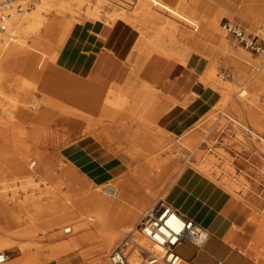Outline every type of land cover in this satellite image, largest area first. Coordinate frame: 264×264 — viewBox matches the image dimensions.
Listing matches in <instances>:
<instances>
[{
	"label": "rangeland",
	"instance_id": "374dc122",
	"mask_svg": "<svg viewBox=\"0 0 264 264\" xmlns=\"http://www.w3.org/2000/svg\"><path fill=\"white\" fill-rule=\"evenodd\" d=\"M4 1L5 0H3V2ZM245 1H253L258 3L257 6L258 13L257 12L251 13L250 9H246L245 7L247 3ZM19 2L24 6L30 4L32 5L31 10L37 12L40 10L43 11V13L41 14V18L37 21L36 26L34 27L33 30H29V27L27 25H24L22 29L15 25L13 29L14 31L7 30L6 33L4 32L6 34L5 38L2 37L3 39H0L1 40L0 44L4 43V41H7V43H9L7 44L9 46H7L5 50H3L2 54H10L11 57H13L12 64L10 63L6 65L7 74H11L10 77L11 81L10 83L5 85L4 93H0V101L1 104L6 105L7 108L14 109L16 112L15 115L18 116L16 119H14V121L10 125L9 139H8V144H10V147L8 149H5L3 152H1L5 159L4 162L1 163H3L5 166H9L11 163L16 161L15 160L16 158L19 159L21 157L23 160H25V165L27 167V172L25 173V176L26 175L28 176L19 179L0 181V200L14 197V191H19L17 194V199L19 204H21L25 200L27 194H33L35 197H43L48 192L47 183L45 182L47 181L56 185L55 188L58 190L56 193L58 199L61 202H60V207L58 208L46 207L44 209L45 210L44 213L52 214L50 219L47 221L44 220L43 222L41 221L37 231L30 232L25 236H22L19 233H21V231L24 229L31 228V224L29 220L23 221L19 225H16L14 227V230L8 231L5 230V228H7L8 225H10V223H12L10 222V218L7 217L4 219L0 217V237L4 238L10 243L13 242L18 245H24L27 246L28 248L23 251H17L12 249L7 251L5 250L4 252L7 253V255H9V257L12 260H20V259L22 260L25 258L26 255H31L39 252L38 254L41 257L40 258L41 260L38 264H67L66 261H73L75 258L78 257L80 258L79 261H83V259H85L86 261L85 264H89L90 261H96L98 262L97 264H104L105 261L109 260L108 256L111 253L112 249L117 244H119V242L125 236H127L133 230V228H136L137 224L142 219L143 214L149 208H147L145 211L142 208V211L139 212L138 216H132L127 227L121 230V233H123L122 239L115 240L111 244H107L105 243V241H103V239L99 240L98 238H96L95 239L96 241L93 242L80 241L78 244L74 245L66 253H64L63 256L55 257L54 259H52L53 256H51L48 252L46 253L44 251V248L46 246L47 247L57 246L59 243L69 241L71 238L75 237L76 235L81 234L80 231H76V230H74L75 233L73 235L65 234L64 227H68L69 225H71V223L68 222L67 219L64 220L62 219V214H63L62 211H64L65 208L63 207H65L66 205L71 206V200L81 193V191L79 193H76L74 197L71 198L70 201L66 200L65 198L66 194L70 193L73 195L74 193V190L72 188L73 183H70V181H72L73 179L77 180L82 178V182L79 185L80 189L86 186L88 184V181L85 180V178L81 174H79L78 170L74 166L71 165L67 166L66 160L61 155L62 149L71 145L72 141L76 140L77 138L75 136L71 137L68 132V129H70L71 124L74 123V119L72 117L60 116L59 113L54 108H50V109L46 108L47 106L44 101H46L50 96L48 94H45L41 89V86L44 84V81L41 78H34L27 71L28 66L34 62L36 68L38 69V65L40 64L42 58H45L47 60H53V62L46 60L44 67L42 69H39V71H43L45 70V68H50L51 70L50 75L52 77H55L54 84L57 82L56 83L57 86H59V88L62 89H69V87L71 89L72 88L75 89L76 86L75 84H73L72 80L73 78H75L74 76L76 77L78 76L72 75V73L65 71L64 69L57 66L56 63L59 56V50L62 49L63 46L60 44V41L56 40L55 38L41 37L45 33L43 26L45 21L48 22V21H53L55 19L56 20L59 19L60 21H58L54 29H52V32L53 34H55V32L59 31L60 32L59 35H63L62 32L63 20L75 21V24L77 23L76 25H82L86 21L88 22V20H86V13H85V11L88 9L89 6L88 2L99 6H103L102 0L83 1L86 4H83L82 11H79V14L78 15L75 14L74 17H71L72 11L74 12L76 11V9L77 11L80 10L78 5V0H19ZM206 2H208V0H193V1L186 0L185 4L187 3L189 10L194 14L195 10L197 11V9L201 5H206L205 4ZM65 3L67 4L69 3V4L66 6ZM208 5L209 6L207 11L202 15L204 16L206 21H208L207 23L208 26H210L211 23L216 24L218 22L217 24L219 25V31H220L219 33L222 37L226 39L230 47L227 56L231 58H235L240 63V67L245 73H250L253 72L254 70L257 73L262 72L261 68L264 66L263 53L253 52L250 49H247L245 46L239 43V41H237V39L233 35L227 33L222 28V24L227 21H230L242 25L247 30L248 33L259 34L260 35L259 41L264 46V33L262 31L264 29V25L263 23H260V21H263L264 18L261 17V14H264V0L236 1L234 3V9L237 17L233 16L232 13L223 9V11H221L220 14L217 15L219 16L218 18L216 16L217 13L215 10L216 6H211L210 4ZM64 7L66 11H64L65 10L63 9ZM112 11L113 10L110 6H103L102 15H101L102 19L98 21V23L100 25H107L108 27H110V24L106 21L104 15L110 16ZM174 12H175L174 16L175 18H177L179 16L177 14V11L175 10ZM23 13L27 14L28 12L25 11ZM241 14L242 15L244 14V16H242V18H239ZM178 18L186 22L184 15L179 16ZM246 20L250 21L251 25L247 24ZM186 23L191 25L190 21ZM115 25H117V27L110 41V47L117 56V59H124L126 57V54H129L127 60L129 73L127 77H122V78L111 77L106 79L113 80V82L116 79L117 81L123 82L124 84L128 80V78L131 77L132 74H133L132 75L133 78H135L137 74L142 75L143 70L146 68V66L152 63L154 60L158 59V55L145 59L144 65L140 67V69L137 68L138 51L136 46L142 38L141 33L134 27L127 25L126 23L121 21H119ZM159 58L164 59L166 62H169L164 57H159ZM205 70H206V66L204 65V67L198 72L200 76L203 75ZM180 72H181V68H177V70H175V72L171 75L172 80H177V77L179 76ZM217 73L221 79H225V78L227 79L228 77L229 79H232L234 81L233 76H231V67L224 65L223 63L218 65ZM24 80H25L24 83L26 84L25 85L26 88L27 85L29 86V84L30 87H28V89H24V88L18 89L17 87L18 84H20L21 81L23 82ZM89 80H96L98 82L107 83V84L109 83L103 79H98L94 76H91ZM213 85H214L213 83H208L205 86L213 88V90H215L218 93L219 102L223 103L227 98H229L227 99L228 103L226 104L230 105L231 102H233L234 98L236 97L237 93L235 91L231 92L229 88H226L224 86H218L219 88L218 89L217 86H213ZM220 89L221 91H219ZM227 92H229L230 94ZM197 96L198 95H196V97ZM87 97H88L86 99L87 103L90 102L92 99H94L92 93H88ZM189 97L187 99H189ZM111 98L115 99L114 96H111ZM187 99L184 100L185 103ZM240 103L242 105L247 104L248 106L251 107H253L254 105L257 106L256 104H259L260 106H264V88L261 94H259L256 91L248 92L246 94V97H244ZM67 106L70 108V110L79 109V107L77 106H70V105ZM224 111L232 116H235L238 119H241V117H239L235 113H232L228 108L216 104L213 107V109L208 114H206L198 123H196L195 126L188 133H186L181 137H174L173 139H170L169 137L167 138V140L169 141H167L165 145H163L162 147L155 146L153 149L149 147V142L145 140V138L141 137L142 129L145 127L141 125L140 120L132 119V121H130L129 123V126H131L130 129H135V127L139 128L140 136L138 137V139L142 141L143 138V145L141 146L140 149H147L146 151L149 152L150 154L149 157H145L144 155L136 156L140 158V161L132 157V151H133L132 149H123L124 147L118 148L116 144L108 143L107 140L102 142V144H104L105 146L113 150L118 156H120L129 166L130 170L136 169L142 163H147L148 161H152L154 163V168L158 171L157 174L155 175L153 174L151 178H148L145 181H143L144 183L141 184L139 182L136 183V187H137L136 194L145 192L147 193L148 196L152 197L148 199V201L151 202L150 208L156 205L161 198L163 199L165 198L163 193L154 195L153 188L155 187V184L153 182H155V180L159 178L160 173L163 172L165 166H167L171 161H174L175 163L177 162L181 165L176 170L177 174L180 172V169L182 167L188 166L195 168L197 171L203 173L212 180H214L212 176H210L208 172L205 173V170L204 169L202 170L201 167L199 166H203L202 168L207 169L206 167L211 165L212 168L213 166H215L213 168L215 170L217 165H219L216 168L217 170L215 171L218 172L219 170L220 172L219 177L220 179H222L223 177H227L229 173L228 172L229 170L227 171V169L225 170V167H223L226 164L225 162H227L228 164V160H226V158L222 156L224 152L227 154H231L232 156V161H231L232 163H229L230 165L236 166L238 165V163L240 164L239 167L238 166L236 167L238 171L236 177L233 178L232 176H229L233 183L237 182L241 186L239 193H243L244 195L249 194L251 191H253V185L255 184L257 186L258 193L260 194L263 193V200H264V152L259 147V145H257V143L254 141L255 147L254 146L246 147V145L244 146L243 142L238 139L239 136H237L239 135L238 133H240V131L238 129L232 128L230 123H227L225 126H220L218 128L216 126L213 129H211L210 132L207 131L206 129H203L202 126L198 127L200 124L203 125V122L205 120L213 116H216L220 119H222L223 117L226 118L227 115L223 113ZM33 113L43 114L44 116L45 115L53 116L52 119L56 118V121L52 122L51 124L50 123L41 124V125L36 124L33 127L30 120H26L24 118L26 114H33ZM76 117H77L76 118L77 131H82L83 136L92 135L96 139L100 137H103V139H107L108 135L106 136L105 133L108 130H112L113 128L112 124H110V122L107 120L101 119L100 114L97 112L91 114L88 113V111H85L83 115L78 113ZM98 122L99 123L102 122V123H100L99 125ZM90 126L92 127V129L90 130L92 131L89 130L90 132L86 133L85 130L87 131ZM36 129L40 131V134L38 135L39 137L37 136V139L34 140L31 138V136L27 138L30 144L35 143L34 151L31 152V157L29 159H25L22 157V155L26 151L23 150L22 148L15 147V145L19 144L21 139L24 137L22 134L23 130L34 131ZM244 136L248 140V142L249 141L252 142L254 138V136H250L249 134H246ZM199 137L201 139L203 138V140H201L200 142L198 139ZM195 141L199 142V145L196 147H194V145L192 144ZM0 142L3 141L0 140ZM240 146L242 149L240 148ZM216 149L217 151H215ZM218 149L221 150L225 149V150L224 152L223 150L221 152ZM239 150L241 152H239ZM218 152H221L222 155ZM214 154H216V156ZM212 155L215 158H217L213 160V162L216 160L218 161V162L216 161L215 164L212 162V160L211 161L208 160V158L211 159L213 157ZM37 156L40 157V161L38 162V165H36V167L30 170L29 165H31L34 161H37L36 159ZM243 165H247L249 167L248 170H245L242 167ZM224 172L227 174V176H223L226 175ZM229 175H231V173H229ZM31 176L34 177L35 178L34 180L40 184L35 188H30L29 190L24 191L22 189L23 186L21 180H24ZM242 176L244 177L246 176L248 180L240 182L239 180L242 178ZM111 184L114 186L116 185L114 182H111ZM245 184L246 185L248 184L249 188L245 187ZM104 187L105 185L101 187V191H92V192L101 193L102 195L105 196L106 194L104 193ZM239 193L237 195H239ZM30 208H31L30 206L24 207L20 205H15L14 212L20 213L23 216V219H26L25 214L26 215L37 214V211ZM127 208H130V205L125 204L123 206V209H127ZM130 209H134V207H131ZM71 217L75 218L76 220L77 219L79 220V218L76 215H71ZM85 221H89V220L85 219ZM68 264H73V263L71 262Z\"/></svg>",
	"mask_w": 264,
	"mask_h": 264
},
{
	"label": "bare ground",
	"instance_id": "6f19581e",
	"mask_svg": "<svg viewBox=\"0 0 264 264\" xmlns=\"http://www.w3.org/2000/svg\"><path fill=\"white\" fill-rule=\"evenodd\" d=\"M83 1L86 0H78V5L80 10L77 11L76 9V11L74 12L72 11L71 17H74L75 14L78 15L79 11H82L83 4H86ZM185 1L186 0H102V4L103 6H110L113 10L110 16L104 15L106 21L110 24V27L114 26L119 21H121L126 23L127 25L134 27L141 33L142 38L139 42L137 41L138 44L136 46L138 51L137 68L140 69V67L144 65L145 59L157 55L158 57L166 58L168 61L176 62L183 66L190 67L197 72H199L205 65L206 70L203 73V75L200 76L201 86H205L208 83H213L214 84L213 86H217V88L218 86H224L226 88H229L231 92L235 91L237 93L236 97L234 98L233 102H231L230 105L226 104L228 103L227 99H229V98L226 99L227 96L225 97L226 100L223 103L219 102L217 104L225 108H228L232 113H235L239 117H241V119H238L235 116H232L224 111L223 113L227 115L226 118L223 117L222 119H220L216 116H213L205 120L203 122V125L200 124L198 127L202 126L203 129H206L207 131L210 132V130L216 126L218 128L220 126H225L227 123H230L232 128L238 129L240 131V133H238L239 135L237 136H239L238 139L243 142L244 146L246 145V147L247 146L255 147V142H256L257 145H259V147L264 152V106H260L259 104H256L257 106L254 105L253 107H251L248 106L247 104L242 105L240 103L243 100V98L246 97V94L248 92L256 91L259 94L262 93L264 88V66L261 68L262 72L257 73L254 70L253 72L245 73L240 67V63L235 58H231L227 56L230 47L226 39L222 37L219 33L220 31H219V25L217 24L218 22L216 24L213 23L214 25L211 23V25L208 26L207 25L208 21H206V19L202 15L207 11L209 6L208 4H210L211 6H216L215 7V10L217 12L216 16L219 15L220 12L223 11L224 9L232 13L233 16L237 17V15L235 14L234 3L239 0H208V2L205 3L206 5H201L197 9V11L195 10L194 12L195 15L189 10V7L187 3L185 4ZM245 2L247 3L245 7L246 9H250L251 13L252 12L258 13L257 10L258 3L253 1H245ZM4 3L5 1L3 2V0H0V5ZM88 3H89L88 9L85 11L86 20H88V22L86 21L85 23L82 24V26L86 23L97 24L98 21L102 19L101 15H102L103 6L92 4L90 2ZM68 4L65 3L66 6ZM63 9H65V7ZM175 10L177 11V14L179 16L184 15L186 22L190 21L191 25L187 24L185 21L178 18L179 16L175 18L174 16ZM64 11H66V9ZM26 12L28 13L27 14L23 13L21 15H18L17 14L18 11L14 9L11 12V14H14L13 17L8 19L6 22L7 30L14 31L13 29L15 25L21 29L24 27V25H27L29 27V30H33L34 27L36 26L37 21L41 18V14L43 13V11L39 10L37 12L30 10ZM242 16H244V14L243 15L241 14L239 18H242ZM217 17L219 18V16ZM261 17H264V14H261ZM58 21L60 20L55 19L53 21H48V22L45 21L43 26L45 33L41 37L55 38L56 40L60 41V44L64 47L68 39L73 35L75 30L77 29L78 25H76L77 23L75 24V21L63 20L62 21L63 35H59L60 33L59 31L53 34L52 29H54ZM260 23H263L264 25V18L263 21H260ZM247 24L251 25L250 21H247ZM104 26L106 29L110 28L107 25ZM262 31L264 33V29ZM5 33L0 34L1 37L0 39L5 38L6 35ZM7 44H9L7 43V41H4V43L0 44V93H4L5 85L10 83L11 81L10 79L11 74H7L6 65L10 63L12 64L13 57H11L10 54H2L3 50H5L7 46H9ZM46 60L47 59L45 58L41 59L40 64L38 65V69L35 66V62L32 63L31 65L28 66L27 71L34 78H41L44 81V84L41 86V89L45 94H48L50 96L46 101H44L47 106L46 108L47 109L54 108L59 113L60 116L72 117L74 119V123L71 124L70 126L71 130L77 131L76 116L78 115V113L83 115L85 111H88V113L91 114L95 112L99 113L100 118L109 121L110 124H112V127L113 124L117 121L126 120L130 123L132 119L140 120L141 125L147 129L154 130V128L156 127L157 118L161 112L157 109L158 103L160 102V97L154 92L155 90L153 88H151L147 83H145L140 78L138 74L137 76H135V78H133L132 76L133 74H132L131 77H129L124 84H118V83L107 84V83L98 82L96 81L97 79L89 80V79H83L79 76L78 77L74 76L75 78H73L72 81L73 84H75L76 86L75 89L74 88L71 89L70 87L69 89H62L59 88V86H57L56 84L57 82L54 84L55 77H52L50 75L51 72L50 68H45V70L39 71V69H42L44 67ZM47 61L53 62V60H47ZM221 63L231 67V76H233L234 81L232 79H229L228 77L227 79L226 78L221 79L219 77L217 73V68L218 65ZM94 77L101 79L99 76H94ZM24 82L25 80L23 82L21 81V83L18 84L17 86L18 89L19 88L28 89V87H30L29 84V86L27 85L26 88L25 86L26 84ZM221 89L219 91H221ZM88 93H92L94 96V99L90 101L91 103L90 102L87 103L86 100L88 98L87 97ZM198 94L199 91L195 90L191 94L189 99H187L186 103L185 101L183 102L176 99L172 102V104L175 105L182 104L184 106H188L196 98V95ZM111 96H114L115 99H112ZM66 104L70 106H77L79 107V109L70 110V108ZM15 113L16 112L14 109L7 108L6 105L1 104L0 101V140L9 146H10V144H8L9 128L11 123L14 121V119L18 117L15 115ZM24 118L26 120H30L33 127L36 124L38 125L47 124V123L51 124L52 122L56 121V118L52 119L53 116H46V115L44 116L43 114H35V113L26 114ZM90 129H92L91 126L88 128L87 131L85 130V132L89 133L90 131H92ZM22 134L24 137L21 139L19 144L15 145V147L22 148L23 150H25L26 152L22 155V157L25 159H29L31 157V152L34 151L35 143L30 144L27 138L31 136L33 140L37 139V136L40 134V131L37 129L34 131L23 130ZM105 134L106 136L108 135L107 139H103V137H100L97 140L100 141L101 143L107 140L108 143L116 144L118 148L125 147V145L122 142H119L117 140L113 128L112 130H108ZM246 134H249L250 136H254L252 142L251 141L248 142V140L244 136ZM198 139L199 142L203 140V138L201 139L200 137ZM199 142L195 141L192 144L194 145V147H196L199 145ZM218 150H220L221 152L223 150L224 152L225 149L222 150L218 149ZM240 150L239 152L242 151ZM215 151H217V149ZM221 152L218 153L221 154ZM214 155L216 156V154ZM222 156H224L226 160H228V164L227 162H225L226 164L224 163L225 165L223 166L225 167V170L227 169V171L229 170L228 172L231 173V175H229L228 173L227 176L226 174L227 172L225 171L226 173L225 172L224 173L226 175L223 176H227V177H223L222 179H220L219 170H218L219 173L215 171L217 170L216 168L219 165H217L215 170L213 169L215 166H213L212 168V166L209 164H208L209 166L207 165L209 168L206 167L207 169L202 168L203 166H199V167H201L202 170L204 169L205 173L208 172L209 175L212 176L214 180L222 184L231 193L238 194L241 189V186L237 182L233 183L229 176H232L233 178L236 177V175L238 174L236 167L237 166L239 167L240 164L238 163V165L236 166H232L229 164L232 163L231 154H227L224 152ZM36 159L37 161H34L31 164V168H34L36 167V165H38V162L40 161V157L37 156ZM214 159L217 158H215L214 156L211 159L208 158V160L210 161L212 160V162ZM216 161H214L213 163L215 164ZM34 179L35 178L31 176L24 180H21L23 186L22 189L24 191H27L30 188H35L39 186L40 183H37ZM247 180L248 179L246 176L245 177L242 176V178L239 181L241 182ZM45 182L47 183L48 192L46 191L47 193L43 197H35L33 194H27V195L25 194L26 195L25 200L21 204H19L17 199V194L19 191H14V197L0 200V217L4 219L8 217L10 218V222H12L10 223V225H8L7 228H5V230L12 231L14 230V227L16 225H19L25 220H29L31 224V228L24 229L21 231V233H19L20 235L25 236L30 232L37 231L41 221L43 222L44 220L47 221L50 219L52 214H45L44 209L46 207L58 208L60 207L61 201L58 199L56 193L58 190L55 188V186L50 182L47 181ZM112 182L116 184L115 186L119 190L118 195L116 196L117 199L116 204L120 205V207L117 209V212L119 214V220L114 233L110 235L101 234L100 239H103V241H105V243L107 244H111L115 240L122 239L123 233H121V230L127 227L132 216H138L139 212H141V210L138 207H134V209H130V208L123 209V206L125 204H129L128 201L122 198V193L124 192L123 179L122 177H119L113 180ZM102 186L103 185H94L93 183L88 181V184L83 187L81 193L78 196L88 194L92 191H101ZM245 187L249 188L248 184L247 185L245 184ZM74 195H75L74 193L73 195L68 193L65 195V198L66 200L70 201L71 198L74 197ZM15 205H20L24 207L30 206L31 207L30 209L37 211V214H28V215L25 214L26 219H23V216L20 213L14 212ZM63 208L65 209L64 211H62L63 213L62 219L63 220L67 219V221L71 223V225L69 226L73 227V232L71 233V235H73L75 233L74 230H76L82 232L81 234L82 241H86L93 238V233L91 232V222L94 219V216H89V217L77 216L79 220L78 219L76 220L75 218L71 217V215H76L71 206L66 205ZM85 219H88L89 221H85ZM137 226L136 228H133L132 231H137ZM65 228L66 227H64V230ZM127 236H125L119 242V244ZM137 236L138 238H140V235L138 233ZM231 240H232L231 235H229L228 241ZM119 244H117L112 249V251ZM12 249L17 251H23L28 248L27 246L24 245H18L13 242L10 243L4 238L0 237V251L4 252L5 250L7 251ZM44 251L46 253L48 252L53 257L58 252V251L57 252L53 251L52 249H47ZM38 253L26 255L25 258L22 260L21 259L12 260L8 255L9 258L5 264H38L41 260L40 259L41 257L39 256ZM133 259L136 262L135 255ZM182 264H188V263L186 261H183Z\"/></svg>",
	"mask_w": 264,
	"mask_h": 264
},
{
	"label": "crops",
	"instance_id": "0c3cea01",
	"mask_svg": "<svg viewBox=\"0 0 264 264\" xmlns=\"http://www.w3.org/2000/svg\"><path fill=\"white\" fill-rule=\"evenodd\" d=\"M116 27L117 25H114L106 29L99 23L78 25L65 46L59 50L57 66L83 79H89L94 75L109 83L123 84L116 79L114 82L106 79L127 77L129 73L127 63L129 54H126L124 59H117L110 47ZM177 68H181V72L177 80H172L171 75ZM139 76L160 97L157 109L161 112L156 127L154 130L143 128L141 132V137L149 142V147L152 149L155 146L165 145L169 137L173 139L188 133L219 102L215 90L200 85V74L197 71L176 62H166L158 57L148 64L143 74ZM195 90L199 91V94L188 106L172 104L176 99L186 100ZM130 128L126 120L113 124L117 140L125 145L123 149H132V157L138 161L140 158L136 156L149 157L147 149H140L143 145V138L142 141L138 139L140 129ZM68 132L71 137L77 138L72 141L73 144L62 149L61 155L66 160L67 166H74L85 180L94 185L111 184L113 180L122 177L124 185L122 198L129 202L130 208L138 207L141 211L142 208L144 211L150 209L151 202L148 199L152 197L145 192L136 194V183H144L143 181L151 178L153 174H157L158 171L152 161L142 163L138 168L130 170L120 156L94 136H83L82 131L71 129H68ZM9 147L0 142V181L28 176H25L27 167L21 157L16 158V161L9 166L1 163L5 160L1 152ZM180 166L174 161L165 166L159 178L153 182L154 195L163 193L165 198H161L158 203L165 201L181 215L192 219L207 230L209 235L211 234L208 243L201 249L189 242L184 243L179 248L183 261L188 264H264L263 193H258L254 184L253 191L249 194L237 195L193 167H182L177 174L176 170ZM242 167L245 170L249 168L247 165ZM29 168L33 169L31 165ZM81 182L82 178L70 181L73 183L74 194L83 189V187L79 188ZM71 207L76 216H94L91 222L93 238L83 242H93L96 238L100 240L101 234L114 233L119 220L117 209L120 207L116 204V197L90 192L73 198ZM81 234L57 246H46L44 250L58 251L52 259L61 257L82 241ZM229 235L231 241H228ZM79 260L78 257L66 262L67 264L86 263L85 259ZM97 263L89 262V264ZM104 264L111 263L107 260Z\"/></svg>",
	"mask_w": 264,
	"mask_h": 264
},
{
	"label": "built area",
	"instance_id": "2783aa9c",
	"mask_svg": "<svg viewBox=\"0 0 264 264\" xmlns=\"http://www.w3.org/2000/svg\"><path fill=\"white\" fill-rule=\"evenodd\" d=\"M14 9L18 11L17 14H21L30 11L32 5L24 6L19 0H5L0 5V34L6 32V22L13 17L11 12ZM222 28L247 49L264 55L259 34H250L242 25L230 21L223 23ZM118 192L116 186L105 184L104 193L107 196L114 198ZM64 232L71 234L73 227H66ZM209 238V233L199 224L161 201L146 212L137 226V231L130 232L110 253L109 261L111 264H182L179 248L184 243L189 242L201 249L208 243ZM8 258L7 253L0 252V264H5Z\"/></svg>",
	"mask_w": 264,
	"mask_h": 264
}]
</instances>
